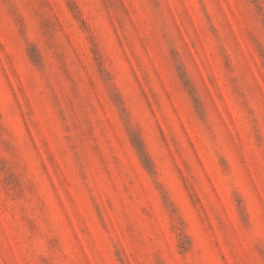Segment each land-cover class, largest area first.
I'll list each match as a JSON object with an SVG mask.
<instances>
[{
	"label": "rangeland",
	"instance_id": "1",
	"mask_svg": "<svg viewBox=\"0 0 264 264\" xmlns=\"http://www.w3.org/2000/svg\"><path fill=\"white\" fill-rule=\"evenodd\" d=\"M0 264H264V0H0Z\"/></svg>",
	"mask_w": 264,
	"mask_h": 264
}]
</instances>
